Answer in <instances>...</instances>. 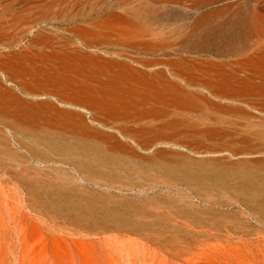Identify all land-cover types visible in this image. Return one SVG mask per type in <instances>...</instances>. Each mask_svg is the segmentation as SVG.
I'll list each match as a JSON object with an SVG mask.
<instances>
[{
    "label": "rangeland",
    "instance_id": "rangeland-1",
    "mask_svg": "<svg viewBox=\"0 0 264 264\" xmlns=\"http://www.w3.org/2000/svg\"><path fill=\"white\" fill-rule=\"evenodd\" d=\"M260 6L264 0H0V264H264V195L242 191L246 180L264 178L263 99L217 96L212 86L264 82V63L239 62L250 43L246 25L259 13L264 24ZM127 27L130 46L85 45ZM141 33L153 43L133 47ZM63 43L79 57L52 52ZM76 59L166 69L178 82L170 70L195 66L206 75L197 87L204 109L186 135L145 142L131 122H112L98 99L55 82L57 67Z\"/></svg>",
    "mask_w": 264,
    "mask_h": 264
},
{
    "label": "bare ground",
    "instance_id": "bare-ground-1",
    "mask_svg": "<svg viewBox=\"0 0 264 264\" xmlns=\"http://www.w3.org/2000/svg\"><path fill=\"white\" fill-rule=\"evenodd\" d=\"M261 8H264V7H261ZM253 12L256 14L255 8H253ZM262 17L263 15L259 13L256 16V18L251 19L250 22L245 27L244 35L250 41V43H249V46L248 47L246 46L247 48L240 53L239 62L241 63H249V62L264 63V24L261 23L262 21H260ZM122 31H123L122 33L116 34L117 36H115L114 39L110 38L111 34L103 35V34L95 33L93 36V39H90V41H86L85 45L91 47V45H98V44L104 43V44H113V45H121V46H130V35H132L130 34V27L122 28ZM133 35L135 36L137 35V37H139L138 34H133ZM145 35L147 34L145 33L140 34L141 38ZM196 37H194V39ZM150 43H153V42H150V40H146V39L143 40L142 38V42H140L139 40L137 41L134 40L132 42V45H134L133 47H135L138 44H141L143 48H146L148 45H150ZM77 48L78 47L76 46L69 47L68 44L63 43L58 47L57 50L53 48L52 52L53 51H55V53L57 52L58 55H61V57L70 56L69 58L73 60L75 59L74 57L78 55L79 52H81V51H78ZM81 56H82V53H81ZM91 59L92 58H90V60ZM68 60L70 61V59ZM102 60L105 62V59H102ZM104 62L103 63H101L100 61L95 62V60L94 61L92 60L91 62H87L85 60H83L82 62L80 61L78 62L76 59V61L75 60L74 62L72 61L71 64L69 63L65 67L59 68L58 66L56 71L60 75L59 74H56V75H59L60 79L55 82L57 83L65 82L67 85L70 84V86L73 83L75 84V86H73L72 84V86L75 89L73 91H76L78 94H81V96L85 98L91 96L93 98L98 99L101 102L100 109L105 110L106 108H110V110L112 111L113 116L111 119L108 118V120L110 119L112 122L117 121V123L121 122L120 123L121 125L122 123H129L128 125L129 127H130V122H131L132 127L142 130V132L144 133L143 138L147 139L145 142L147 141L150 142L153 139L154 140L156 139L158 140L159 139H163V140L177 139V138H180L186 135L188 133V129H187L188 126L192 124V121H191L193 119L192 115L194 113H197L198 111L202 112L204 109L202 108V106H200V101H202L203 96L197 90V87L199 83L198 79H201V78L203 79V77H205L206 75L203 76L202 74L203 77L200 76L201 78H199L198 74L196 73L197 70L195 66L189 67L188 72L186 71L185 72L183 71L174 72L173 70H170L172 71V72H169L171 75H173L174 77H179L181 79V81L178 82V81L172 80V78L169 79L166 77V75L168 76L166 69H163L165 70V73H167L165 75L163 70H160L159 68L157 69L154 68L155 70L153 71L149 70L150 72H147V70L144 71V70L136 69L130 66L128 63L122 62V61L109 60L108 63H104ZM154 63L156 64L157 62H154ZM146 65H149V64L146 63ZM178 66L180 65L178 64ZM238 66L240 65L238 64ZM179 68H176V69H179ZM172 69H174V67ZM207 74H208V71H207ZM211 74L213 73L211 72ZM147 75L149 76L151 75V78L157 77L160 80H158L157 83L152 82V81L150 83H146L144 82L145 81L144 79L147 78ZM169 77L171 76L169 75ZM212 78L213 77L209 79H212ZM208 82H209L208 80H203V83H205L206 85H210L208 84ZM202 86H205V85L203 84ZM212 86H214V94L217 96H218V93H224V94H228L232 96L233 98L234 97L238 98L241 96H243V99H245L244 96L262 98L263 108H264V82H253V81L247 82L246 81V82L232 83L229 81H224L218 84H214V85L212 84ZM59 87L61 88L62 86H59ZM55 89H58V88H55ZM208 89H207V92L211 93V91ZM66 90L64 92L71 93V91H66ZM109 93L111 94L114 93L112 94L114 96L111 97L114 102L108 101L109 96H107V94L109 95ZM62 95H63V92H62ZM58 98L63 100V97H58ZM73 98H76V97L73 96ZM93 98H91V100ZM254 102H257V101H254ZM250 105H251V102H250ZM94 106L92 105L91 107H94ZM255 106H258V105H255ZM260 107H258L257 110L262 108ZM252 108H255V107L252 106ZM98 111H101V110H97V112ZM106 112L105 114H107ZM163 116H166V119L164 118L162 121L156 120L158 117L159 119H161L160 117H163ZM189 130L193 134V136L194 135L198 136V134L200 133L190 128ZM243 187L244 188H242V191L244 195L248 198H254L256 196H263L264 195V178H261L258 181H251L248 179L246 180ZM248 198H245V199H248ZM245 204H249V203H245ZM254 262L255 261H253V263ZM256 264H257V261H256Z\"/></svg>",
    "mask_w": 264,
    "mask_h": 264
}]
</instances>
